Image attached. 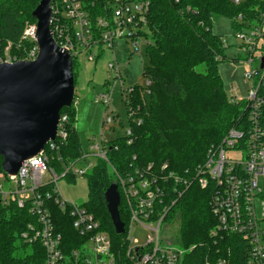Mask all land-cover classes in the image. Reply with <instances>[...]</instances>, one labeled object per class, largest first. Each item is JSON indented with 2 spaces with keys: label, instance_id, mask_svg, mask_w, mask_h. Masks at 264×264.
I'll return each mask as SVG.
<instances>
[{
  "label": "trees",
  "instance_id": "obj_1",
  "mask_svg": "<svg viewBox=\"0 0 264 264\" xmlns=\"http://www.w3.org/2000/svg\"><path fill=\"white\" fill-rule=\"evenodd\" d=\"M149 2L147 28L142 33L150 39L146 46L148 66L142 72L149 86L132 87L130 98V106L138 107L137 118L141 119V124L129 121L132 136L109 141L106 160H97L86 175L89 200L84 206L99 222L101 230L108 234L116 251L121 250L123 236L115 234L104 200L107 188L116 183V174L124 177L135 170L146 171L151 166L149 172L160 176L161 166L167 164L163 175L172 173L189 180L205 163L208 150L220 144L239 118L245 121L243 103L230 101L218 73L227 47L224 38L211 30L212 16L229 19L238 31L243 25L234 19L239 15L253 19L256 14L264 13L261 0H242L239 5H233L230 0ZM37 5L38 0H0V60L6 56L25 59L34 42L23 40L22 34L26 24L35 23L31 13ZM199 66H204V72L196 70ZM72 69L75 86L76 59H72ZM60 113L69 119L67 139L56 153L48 152L54 157L51 166L58 172H62V168L57 157L62 163L75 161L83 151L74 125L75 108H64ZM262 125L264 127V118ZM128 139L131 144L127 143ZM1 174L4 173L0 167ZM2 186L5 188L4 184ZM182 191L180 185L169 180L163 204L155 207L156 211H161L166 206L164 221L172 219L178 224V243L183 250L189 248L182 264H246L248 246L243 238L211 235L215 227L209 207L213 185L209 183L201 188L196 181L179 196ZM118 192L119 217L127 230L128 211ZM49 208L57 230L63 235L65 250L76 248L79 238L67 215L53 204ZM35 222L27 208L20 209L15 202L4 205L0 195V264H44L41 245L27 244L21 239L27 226Z\"/></svg>",
  "mask_w": 264,
  "mask_h": 264
},
{
  "label": "built area",
  "instance_id": "obj_2",
  "mask_svg": "<svg viewBox=\"0 0 264 264\" xmlns=\"http://www.w3.org/2000/svg\"><path fill=\"white\" fill-rule=\"evenodd\" d=\"M241 1L230 0L233 5H239ZM172 2L177 4L179 0ZM149 7V0H50L52 17L49 29L57 46L67 51L71 59L84 55L92 62L99 58L98 47L103 45L111 49L115 38H126L134 46L145 39V45H149L148 38L142 35L147 28ZM234 21L243 25L235 32L234 39L238 48L244 49L247 54L245 62L248 71L244 73V79L249 88L246 98H237L234 90L229 98L232 103H243L245 121L239 118L220 144L208 150L205 163L195 170L189 180L175 177L172 173L163 175L167 164L161 166L160 176L149 172L151 166L146 171L135 170L124 177L116 174L117 189L129 216L128 228H124V234L120 235L123 236L121 250L113 249L108 234L101 230L99 222L84 205L61 199L57 190L56 182L60 179L86 176L97 160H106L108 144V141H103L101 145L90 144L75 161L62 163L57 157L56 161L62 168V172H58L51 166L54 157L48 152L56 153L59 145L67 139L69 119L66 114L60 113L54 141H49L38 155L25 161L15 176L0 175L1 180H7L8 187H13V190L5 189L0 184L3 204L15 202L18 208H27L36 220L35 224L27 226L21 239L27 244L41 245L44 264H182L185 252L179 247L165 245L160 236L166 206L161 211L155 210L156 205L163 204L169 180L180 185L183 191L196 181L201 188L211 183L213 194L209 207L215 219L211 235L240 236L248 246L246 264H264V64L261 66L264 58V13L256 14L253 19L239 15ZM35 33L36 24H26L22 39L33 41L34 45L25 59L6 56L0 63L35 60L38 54ZM224 46L228 48L225 39ZM107 68L120 80V73L114 64H109ZM148 86L149 82L145 81L142 87ZM132 92V87L123 91V102L128 120H136L140 125L138 107L130 106ZM108 94L109 90H106L99 94L97 100L107 105ZM76 104L74 96L71 106L75 108ZM102 119L106 125L112 123L108 115H103ZM125 136H132V127ZM127 143L131 144V139ZM236 152H241V155L246 153L245 162L233 158ZM227 153L232 156L226 157ZM80 163H84V167L79 166ZM45 177H48V182H44ZM173 190L176 191L175 188ZM183 191L178 195L181 196ZM50 204L67 215L71 228L79 238V247L65 250L63 235L55 226ZM132 226L148 232L143 243L139 244L130 237Z\"/></svg>",
  "mask_w": 264,
  "mask_h": 264
},
{
  "label": "rangeland",
  "instance_id": "obj_3",
  "mask_svg": "<svg viewBox=\"0 0 264 264\" xmlns=\"http://www.w3.org/2000/svg\"><path fill=\"white\" fill-rule=\"evenodd\" d=\"M211 30L215 35L222 36L227 40L228 44V48L224 52V60L218 65V73L224 90L229 96L233 94L232 90H234L237 98L244 99L249 88V83L244 79V73L248 71V65L245 62L247 54L244 49L238 48L234 39L236 30L232 27L231 21L222 16H212ZM148 41L150 42L149 38ZM145 43L146 40L141 39L137 46H134L126 38H115L111 49H107L103 45L98 47L99 58L96 60L90 62L84 55H80L76 59L78 71L75 76L74 94L77 104L75 105L74 125L83 150H87L90 144L101 145L103 141L109 143V141L126 135L129 129V120L123 102V91L129 87L144 86L145 79L142 72L148 66ZM109 64H114L117 67L121 76L120 80L116 79L115 73L107 68ZM196 70L202 73L204 66H199ZM108 81L109 85H107ZM106 90H109L107 105L97 100L99 94ZM103 115L112 118L110 125L103 123ZM245 154V152H242V155L241 152H236L233 158L245 162ZM229 156L232 155L227 153L226 157ZM79 166L84 167V163H80ZM48 181V177H45L44 182ZM7 183L0 180V184H4L5 189L13 190V187H8ZM260 183H263L262 179H260ZM56 187L61 199L67 202L85 205L89 200L86 176L76 177L73 180L62 178L56 182ZM147 234L148 232L141 227L132 226L130 237L141 244ZM160 236L165 245L181 248L178 243L176 221L172 219L164 221L160 227ZM77 247L79 246L77 245ZM187 250L189 248L183 251Z\"/></svg>",
  "mask_w": 264,
  "mask_h": 264
},
{
  "label": "water",
  "instance_id": "obj_4",
  "mask_svg": "<svg viewBox=\"0 0 264 264\" xmlns=\"http://www.w3.org/2000/svg\"><path fill=\"white\" fill-rule=\"evenodd\" d=\"M31 17L36 59L0 63V167L7 176H15L25 161L54 141L60 112L74 99L71 56L57 46L49 29L50 0H38ZM104 200L115 234H124L116 183L107 188Z\"/></svg>",
  "mask_w": 264,
  "mask_h": 264
}]
</instances>
